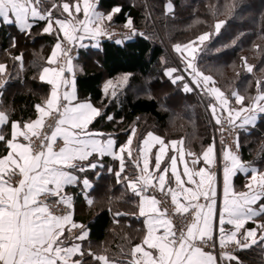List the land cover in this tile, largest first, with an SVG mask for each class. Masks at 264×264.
<instances>
[{
	"label": "snow or ice",
	"instance_id": "1",
	"mask_svg": "<svg viewBox=\"0 0 264 264\" xmlns=\"http://www.w3.org/2000/svg\"><path fill=\"white\" fill-rule=\"evenodd\" d=\"M120 11L116 7L107 14L100 12L93 0H0V27H15L20 33L31 35L32 28L43 22L41 34L55 35L57 39L46 59L48 66L41 69L39 76L41 81L51 87L45 100L34 105L37 118L11 120L10 113L0 107V142L6 148V153L0 154V264H88L86 257L102 264H120L110 260L107 255L93 252L90 245H83L88 230L85 225L74 221L73 197L66 191L68 186L82 184L85 199L88 204H92L93 200L87 195L91 184L87 177L77 173L103 168L100 160L105 156L119 161L118 171L112 167L108 171L114 172L117 183H124L126 193L130 192L133 197L139 198L138 214L144 217L146 226L141 242L131 247V259L126 264H242L235 255L236 251L264 244V221L257 220L264 216V170L243 161L230 147L225 146L223 204L217 222V193L213 184L215 173L210 168L190 171L185 165L183 176L194 187H184L186 182L176 171L177 157L172 156V178L187 201L186 204L181 203L177 192L169 187L175 212L194 216L186 230L177 232L168 218V209L160 207L161 201L155 195H147L150 188L158 187L163 192L166 183H171L166 180L169 169L160 167L161 157L167 148L165 141L149 132L142 141L143 145L148 146L149 140L160 145L154 170L149 171V162L145 157L142 168L139 163L136 164L138 175L122 176L125 171V153L129 158L132 156L131 136L124 145H117L110 135L90 127L98 118L111 121L113 117L106 115L90 101L79 100L75 89L77 67L73 64L72 49L77 44L85 47L82 43L85 39L108 35L105 22H111L113 15ZM81 12L83 19L79 18ZM65 13L66 16L63 15ZM224 23L223 20L215 23L217 33ZM124 26L135 31L130 17ZM209 35L201 34L197 40L202 43L209 39ZM15 46L13 38L12 47ZM173 47L182 54L184 71L191 79L177 75L172 82L183 81L185 92L200 89L214 96L219 102V109L216 103L211 102L208 107L215 123L222 126L221 132L224 131L225 123L230 127L236 126L238 120L240 127L254 125L257 114L264 113V81H256L254 96H245L233 90L231 96L239 107L230 106V98L215 86L214 78L204 74L194 63L198 47L196 41L175 44ZM185 49L190 50L187 56L183 55ZM14 59L20 62L22 69L23 54ZM242 59L247 72L252 73L255 66L248 65L246 58ZM6 68L5 64L0 63V74ZM178 71L176 68L167 69L166 74ZM111 83L109 81L105 86V92ZM112 95H116L115 91ZM246 100L248 103H245ZM5 126L10 128V132H5ZM131 131L134 135L135 129ZM169 143L175 149L183 141ZM139 151L144 152L145 149ZM214 151L215 139L202 153L206 165L214 163ZM184 155L181 150L180 159ZM187 155L196 154L188 152ZM198 159L192 163L195 165ZM237 170L246 175L250 173L249 182L245 184L246 191L236 192L230 184V177ZM154 172L159 175H154ZM196 177L200 179L197 181ZM153 180L157 183L153 184ZM201 197L206 203L199 202ZM59 206H63L66 211L58 215L54 209ZM115 215L124 213L117 212ZM248 222H253L255 227L246 228ZM74 229H79V233H73ZM214 232L218 233L221 249L216 254L204 250L210 241L211 247L216 248ZM232 244H235V248L227 251Z\"/></svg>",
	"mask_w": 264,
	"mask_h": 264
},
{
	"label": "trees",
	"instance_id": "2",
	"mask_svg": "<svg viewBox=\"0 0 264 264\" xmlns=\"http://www.w3.org/2000/svg\"><path fill=\"white\" fill-rule=\"evenodd\" d=\"M167 5H171V10ZM116 7L121 11L115 13L112 26L124 29L130 17L135 30L133 37L120 43L105 39L100 49H81L75 59L81 65V72L76 75L79 100H88L113 117L111 121L98 118L90 127L110 134L117 145H123L131 130L148 120L158 134L168 140L184 138L187 148L198 154L212 143L214 128H219L208 107L210 102L215 103L214 97L200 89L185 92L183 81L173 83L164 74V61H170L168 49L175 56L172 48L175 44L188 43L209 33L210 39L198 53L199 70L211 75L215 86L225 95L231 96L233 90H238L242 95L254 96L256 81H264L261 70L264 69V0H98V9L104 13ZM220 20L225 23L217 33L215 23ZM42 26L40 22L33 27L31 35L22 34L15 27H0V63L7 66L1 78L4 83L0 107L10 113L11 120H35L34 105L41 104L50 92L51 86L39 76L57 39L55 35L41 34ZM13 38L15 47H12ZM20 54H23L22 69L14 59ZM242 58L255 66L252 73L247 72ZM120 75H128L129 83L110 98L103 83ZM237 128L242 160L263 170L264 113L253 127ZM142 130L135 139L136 150L149 131ZM5 153L6 148L1 144L0 154ZM106 168L97 179L93 178L92 205H86L82 194L77 193L79 186L68 191L76 194L80 211L75 212V220L87 225L92 251L101 252L97 246L109 243L107 249L113 250L107 256L121 260L141 241L145 228L134 215L138 209L137 197L126 193L124 183H117L114 173H107ZM131 170L127 173L132 176ZM235 185L243 187L241 175L236 176ZM117 212L127 215L118 216L115 223ZM260 220L264 221V216ZM121 243L128 244L126 253L118 250ZM235 255L242 264H264V245H254ZM86 259L88 264H98L91 257Z\"/></svg>",
	"mask_w": 264,
	"mask_h": 264
},
{
	"label": "crops",
	"instance_id": "3",
	"mask_svg": "<svg viewBox=\"0 0 264 264\" xmlns=\"http://www.w3.org/2000/svg\"><path fill=\"white\" fill-rule=\"evenodd\" d=\"M93 2L96 4V7H97V10L98 11H100V12H103V11H101V10H99L98 9V0H93ZM167 7H168V9L169 10H171V5H167ZM104 13V12H103ZM64 16H66L67 14L65 13V14H63ZM79 18L80 19H83V13L81 12L80 14H79ZM107 32H108V35H104V36H100V37H98L97 39H91V38H88V39H85L84 41H82V43L84 44V45H86L85 47H80L79 46V44H77V45H75L74 47H77V49H87V48H93V49H100V47H101V43L105 40V39H109V30H107ZM61 37H62V34H61ZM129 39H131V38H129ZM126 40H128V39H126ZM57 43V42H56ZM97 43H98V46H95V45H97ZM2 75H0V77H1ZM185 78H187V79H189V77H187V76H185ZM43 82V81H42ZM3 83H4V79H1V82H0V85H3ZM46 83V82H45ZM1 88L2 87H0V99H1V95H2V92H1ZM75 89H76V77H75ZM76 94H77V89H76ZM214 97V96H213ZM229 98H230V106H233V107H239L238 105H235L234 104V100H235V98L234 97H232V96H228ZM214 101H215V103L217 104V106H218V109H219V102L218 101H216L215 99H214ZM262 113H258L257 114V119H256V121H255V123H254V125L257 123V121H258V119H259V117H260V115H261ZM242 115H244V114H242ZM239 124H240V121L238 120V121H236V125H237V127H239V128H241V129H247V128H249V127H253L254 125H244L243 127H240L239 126ZM9 130V132H10V128L8 127V126H5V132H7L6 130ZM101 132V131H100ZM104 133V132H103ZM106 134V133H105ZM106 135H110V134H106ZM155 135V134H154ZM111 136V135H110ZM155 136H157V135H155ZM112 137V136H111ZM113 138V137H112ZM131 138H132V141H133V136H132V134H131ZM147 138V135L145 136V138L144 139H146ZM143 139V140H144ZM163 139V138H162ZM164 140V139H163ZM165 141V140H164ZM170 141H181V140H177V139H175V140H169L168 142H166L165 141V144H167V148L165 149V153L162 155V157H161V165H160V167H161V169H163V168H165V167H167L168 169H169V171H168V174H167V177H166V180H168V181H171V183L169 184V183H166V185H165V190L163 191V192H167L170 196H171V194L168 192V188L169 187H171L173 190H175L176 192H177V194H178V200L181 202V203H187V201L184 199V196H183V193H181L180 192V189H178L177 188V186H176V184H175V182H174V179L172 178V169H171V160H170V158L172 157V156H176L177 157V164H176V171H177V173L178 174H181L182 175V178L185 180V185H184V187H194V185H192V184H189V183H187V177L186 176H183V172H184V168H185V165H187V167L189 168V170L190 171H192V170H195V171H198L199 169H201V168H204V169H206V170H208L209 168H210V170H211V172H213V173H215V179H214V182H213V184H214V187H215V189H216V197H215V199H216V208H215V212H216V221L218 222V218H219V212H220V210L222 209V204H223V183H224V173H223V168H221L220 170H218L217 168H215V165L217 164V162H218V160H219V153H218V150H217V148L215 147V151H214V154H213V159H214V163L212 164V165H206V163L204 162V160H203V156H202V154L201 155H195V156H189V155H187V153L189 152V151H186L185 149H184V147H183V144H180V143H178L177 145H176V147H175V149L173 148V146L171 145V143H169ZM1 144L3 145V146H5L2 142H0V146H1ZM124 145V144H123ZM130 148H131V152H132V156H131V158H129L128 157V155H127V153H125V171H124V173H122V176L123 175H129L128 173H127V170L129 171V168L130 169H132L131 171H132V177H135L136 175H138L139 174V168H137L136 167V164L137 163H139V167L140 168H142L143 167V163H144V158L145 157H147V159H148V162H149V171H153L154 170V166H155V157H156V155L157 154H159V148H160V145L158 144V143H156L155 141H153V140H149V145L148 146H145V145H143V143H141V148L140 149H145V151L144 152H136V151H134V149L132 148V144H131V146H130ZM139 149V150H140ZM181 150H183L184 151V153H185V155H184V158L183 159H180V151ZM239 156H240V158L242 159V157H241V153L239 152V153H237ZM197 158H199L198 159V162L194 165L192 162H193V160H195V159H197ZM106 160H108L109 162L108 163H106L107 161ZM110 161H113V164H111L110 163ZM100 163H102L103 165H104V167H107L106 168V172L107 173H110V174H112V173H114V172H109L108 171V168L109 167H112L113 168V170L114 171H118L119 170V167H120V164H119V161L118 160H114L112 157H110V156H105V157H103L102 158V160H100ZM252 166H254V165H252ZM103 167V168H104ZM255 167H257V166H255ZM103 168H97V169H94V170H88V171H86V172H84V173H77V175H80V176H82V177H87V179L89 180V182H90V184H91V187L89 188V189H87V195H88V198H90V199H92L93 200V197L91 196V192H92V190H93V188H94V179H97V177H99L100 176V174L102 173L101 172V170H103ZM258 168V167H257ZM259 169V168H258ZM96 171H99L98 173H94V172H96ZM90 173H93V177H91L90 176ZM95 175V176H94ZM154 175H159V173H155L154 172ZM238 175H241L242 177H243V182H245V184L246 183H248L249 182V179H248V176H250V173L248 174V175H246L245 173H243V172H240L239 170H237L236 172H235V174L234 175H232L231 177H230V184H231V186H232V188L236 191V192H240V191H246V188H245V184H244V188L242 189V187L241 188H238L236 185H235V178H236V176H238ZM129 176H131V175H129ZM116 177V176H115ZM94 178V179H93ZM197 181L200 179L199 177H196L195 178ZM116 180H117V178H116ZM157 183V181L156 180H153V184H156ZM76 186H79V191L77 192L78 194H82V197H83V200H84V203L86 204V205H88V206H90V205H92V204H88V202H87V200L85 199V196H84V194H83V191H82V189H83V185L82 184H80V185H76ZM76 186H68L67 188H66V191H67V193L69 194V195H71L72 197H73V208H72V212H73V219H74V221L75 222H77V223H79V224H83L82 222H79V221H76L75 220V212L77 211V209L80 211V209H79V207H77L78 205H77V203H76V194H74V193H72V192H69L68 191V189L70 188V187H76ZM157 190V191H160L159 190V188L158 187H156V188H150L149 189V192L147 193V195H155L154 194V192H153V190ZM161 192V191H160ZM139 198H137V200H138ZM51 202V201H50ZM201 204H204V203H206V201L203 199V197H201V199H200V201H199ZM259 203V202H258ZM60 207H62V206H59V207H57L58 209L60 208ZM54 211L56 212V214H58L59 215V213H58V211L56 210V208L54 209ZM205 211H207V209H205ZM127 214H125L124 213V215H120V216H126ZM135 215V217L137 218V219H140L141 221H142V223H143V226H144V228H145V230H146V226H145V224H144V217H140L139 216V214H138V209H137V212L134 214ZM119 216V217H120ZM115 217L116 218H114V222L115 223H118L116 220H117V217L118 216H116L115 215ZM169 218V217H168ZM257 220L258 221H261L260 220V217L259 218H257ZM83 225H85L86 227H87V225L86 224H83ZM226 227H231L230 225H226ZM245 227L246 228H253V227H255V224L253 223V222H248L246 225H245ZM87 230H88V237H87V239L83 242V245L85 246V247H87L90 243H89V229H88V227H87ZM79 229H74L73 230V233H79ZM160 231H163V229H160ZM144 235H145V233H144ZM143 235V236H144ZM258 235H259V233H258ZM213 239L214 240H216V244L219 246V243H218V233L217 232H214V234H213ZM140 243V242H139ZM88 244V245H87ZM138 244V243H137ZM264 245V244H263ZM232 246H235V244H232V245H230L229 247H232ZM220 247V246H219ZM237 252V251H236ZM235 252V253H236ZM95 253H97V254H104V255H107L106 253H104V252H95ZM109 258V257H108ZM110 260H115V261H117V262H120V264H126V262L128 261V260H130L131 259V256H130V252H129V254L127 255V256H125V257H123L121 260H116V259H111V258H109ZM95 262H97V261H95ZM98 264H102V262H97Z\"/></svg>",
	"mask_w": 264,
	"mask_h": 264
},
{
	"label": "rangeland",
	"instance_id": "4",
	"mask_svg": "<svg viewBox=\"0 0 264 264\" xmlns=\"http://www.w3.org/2000/svg\"><path fill=\"white\" fill-rule=\"evenodd\" d=\"M107 14V13H106ZM115 15V14H114ZM114 15H113V17H114ZM112 22V21H111ZM111 22H105L106 23V26H107V30H109V39L110 40H115V41H121V42H123V41H125L126 39H129L128 37H130V38H132L133 37V30L132 29H129V28H126V27H124V29H119V28H115L114 26H112V24H111ZM207 33V32H206ZM204 34V33H203ZM209 39H210V35H209ZM209 39H207L206 41H204V42H199L198 40H197V38L195 39V40H193V41H196V44L198 45V47H197V52L195 53V55H196V60L194 61V63L196 64V66H197V57H198V53H199V50H200V47L204 44V43H206ZM189 43V42H188ZM184 44H187V43H184ZM183 43L181 44V45H184ZM173 48V50H174V47H172ZM81 49H77V47H73V49H72V53H71V55L74 57V59H73V64L77 67V70H76V73H75V77H76V75L79 73V72H81V65H80V63L79 64H77L76 63V61H75V59L78 57V55H79V51H80ZM189 51L190 50H187V49H185L184 50V53H183V55L184 56H187L188 55V53H189ZM174 52V54H175V56H173V53L171 54V53H169V49H168V56H169V58H170V61L169 60H166L165 59V61H164V64H165V66H164V68H165V70H164V74L165 75H167L166 74V70L167 69H172V68H176V69H178L179 71L178 72H174V73H172L171 75H168L169 77H171V80H173L177 75H184V76H187V77H189L188 76V73L187 72H185L184 71V68H185V61L182 59V54L181 53H178V52H176L175 50L173 51ZM48 66V65H47ZM6 70H7V68H6ZM5 70V71H6ZM205 74V73H204ZM0 75H2L1 77H0V81H1V78L3 77V75H5V72L3 73V74H0ZM41 75V74H40ZM206 75H209V74H206ZM126 78V79H125ZM187 79V78H186ZM189 79H191V77H189ZM215 80V79H214ZM109 81H111L112 83H111V86H109L108 87V90H107V92H105L107 95H108V97H110V98H113V97H115V96H113L112 95V92L113 91H115V93L117 94L118 92H120V91H122L123 89H125L126 87H127V85H128V83H129V76L128 75H120V76H118L117 78H115V79H113V80H105L104 81V83H103V89H104V91H105V86L108 84V82ZM226 96H229V95H226ZM81 101H88V100H81ZM235 104V103H234ZM94 105V104H93ZM95 106V105H94ZM239 106V105H238ZM95 107H97V106H95ZM99 108V107H98ZM101 109V108H100ZM102 110V109H101ZM237 128V127H236ZM135 129V134L134 135H132L133 136V141H132V148L134 149V151H136V152H139V149L141 148V143H142V141H143V139L145 138V136L149 133V132H151V133H153V134H155V135H157V136H159V137H161V138H163L166 142H168L169 140L167 139V138H164V136H161L160 134H158V130L156 131V130H154V128H153V124H151L148 120H144L143 121V123H142V125L140 126V127H138V128H134ZM142 129H148L149 131L143 136V138L140 140V143L138 144V149L136 150V148H135V139L137 138V136H138V134H139V132L140 131H143ZM238 129V128H237ZM220 125H219V128H214V136H213V138H212V142H213V139H215V147L217 148V150H218V153H219V160H221V159H223V150H224V146L221 144V142H220ZM138 132V133H137ZM237 136H238V134H237ZM175 140V139H174ZM177 140H182L183 141V147H184V149L186 150V151H189V152H192L189 148H187V146H186V144H187V142H186V140L184 139V138H181V139H177ZM189 143H190V141H189ZM188 143V144H189ZM208 147V146H207ZM206 147V148H207ZM206 148L203 150V151H201V152H199L198 154L197 153H195L196 155H201L205 150H206ZM239 149V148H238ZM239 152H240V150H238ZM192 153H194V152H192ZM234 153H238L237 151H234ZM219 160H218V162H219ZM217 162V163H218ZM215 168H217L216 167V165H215ZM218 170H220V169H218ZM264 170V169H263ZM244 184H245V182H243V187H242V189L244 188ZM142 240V239H141ZM141 242V241H140ZM108 244L109 243H107V244H103V245H98L97 246V248H99V251H102V252H104V253H109V252H111L112 250H111V248H108L107 249V246H108ZM118 250L120 251V252H122V253H126L127 252V248H128V244L127 243H121V244H118ZM130 252V251H129Z\"/></svg>",
	"mask_w": 264,
	"mask_h": 264
},
{
	"label": "built area",
	"instance_id": "5",
	"mask_svg": "<svg viewBox=\"0 0 264 264\" xmlns=\"http://www.w3.org/2000/svg\"><path fill=\"white\" fill-rule=\"evenodd\" d=\"M226 116L227 113H224ZM220 125V129H221ZM224 131L220 132V142L221 139H223V146H228L231 148V150L237 151L239 153V149H237V134H238V129L234 126H228L226 123L223 125ZM217 169H221L224 167V160L221 159L219 162L216 164ZM156 198L161 201V208H167L168 209V217L169 219L172 220L173 226L177 232H179L181 229L186 230V226L191 224L193 222L194 216L189 213L185 214H179L175 212V206L172 203L171 196L167 192H160L157 190H153ZM59 214H62L66 209L60 207L59 209L56 208ZM211 241L209 242L208 246H205L204 250L205 251H213L214 254L219 253L221 251L220 247L216 244V248L213 249L211 247ZM235 248V246L229 247L226 250L227 251H232Z\"/></svg>",
	"mask_w": 264,
	"mask_h": 264
}]
</instances>
